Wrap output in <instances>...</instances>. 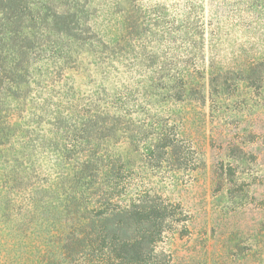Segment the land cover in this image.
Listing matches in <instances>:
<instances>
[{
	"label": "rangeland",
	"instance_id": "374dc122",
	"mask_svg": "<svg viewBox=\"0 0 264 264\" xmlns=\"http://www.w3.org/2000/svg\"><path fill=\"white\" fill-rule=\"evenodd\" d=\"M12 2L0 264H264V0Z\"/></svg>",
	"mask_w": 264,
	"mask_h": 264
},
{
	"label": "trees",
	"instance_id": "16d2710c",
	"mask_svg": "<svg viewBox=\"0 0 264 264\" xmlns=\"http://www.w3.org/2000/svg\"><path fill=\"white\" fill-rule=\"evenodd\" d=\"M18 6L19 5L16 4L15 2H12V0H0V11L2 9L9 10L8 12L5 13V19H4L5 22L0 23V87L2 86L4 81L3 78L5 79V77L6 78L9 77L8 75L19 76L21 74L20 70L23 69V67L19 66V63H14V61L21 52L20 51L21 47H25L27 45L26 42L29 39V34L22 33L21 32L22 29L19 30L20 24L23 22V18H25L27 14L17 13L16 9ZM8 80L12 82L11 79ZM1 174L2 173H0V175ZM19 184L22 186L23 184L22 180H20ZM2 192L3 189H1L0 187V200H5L4 194ZM2 208L3 205L0 204V210ZM2 211H0V222L2 221L1 220L3 213ZM131 214L132 213H130L129 210L128 211L124 210L113 213L111 216L109 215L108 217H104L102 220L105 225L104 231L108 233L107 232L108 229H111L113 231V229H115L114 227H119L120 229L125 230L124 228L125 224L122 225L116 221L117 220L122 221L126 219L125 217L127 216L128 218L133 217V219L137 220L138 215L136 214L131 215ZM111 245H112L111 248L110 246L108 247L106 245L104 246V248L102 247V249L99 248L98 245V248L102 251L105 250V248L109 249V253L112 255L111 257L115 264H137L138 261L142 260L143 258L142 249L144 244H141V242L136 241L132 244L129 241L123 239L122 241L118 240V242H113V243L111 242Z\"/></svg>",
	"mask_w": 264,
	"mask_h": 264
}]
</instances>
